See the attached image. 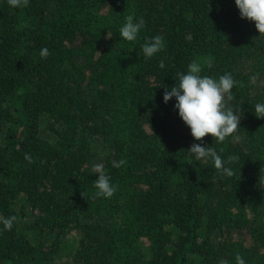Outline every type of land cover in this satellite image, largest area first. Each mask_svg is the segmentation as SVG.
<instances>
[{
	"label": "trees",
	"instance_id": "trees-1",
	"mask_svg": "<svg viewBox=\"0 0 264 264\" xmlns=\"http://www.w3.org/2000/svg\"><path fill=\"white\" fill-rule=\"evenodd\" d=\"M0 264H264V0H0Z\"/></svg>",
	"mask_w": 264,
	"mask_h": 264
},
{
	"label": "rangeland",
	"instance_id": "rangeland-1",
	"mask_svg": "<svg viewBox=\"0 0 264 264\" xmlns=\"http://www.w3.org/2000/svg\"><path fill=\"white\" fill-rule=\"evenodd\" d=\"M234 237H235L236 239H238V238H239V239H240V238L242 239V238H243L242 235H236V236H234Z\"/></svg>",
	"mask_w": 264,
	"mask_h": 264
}]
</instances>
